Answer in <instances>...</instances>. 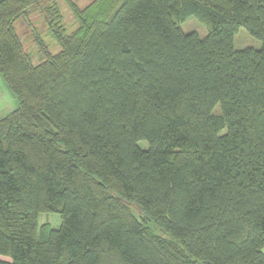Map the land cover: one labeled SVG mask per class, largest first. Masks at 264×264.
Here are the masks:
<instances>
[{
  "label": "trees",
  "instance_id": "1",
  "mask_svg": "<svg viewBox=\"0 0 264 264\" xmlns=\"http://www.w3.org/2000/svg\"><path fill=\"white\" fill-rule=\"evenodd\" d=\"M43 1L0 0V264H264V0L45 9L34 63L15 22Z\"/></svg>",
  "mask_w": 264,
  "mask_h": 264
},
{
  "label": "rangeland",
  "instance_id": "2",
  "mask_svg": "<svg viewBox=\"0 0 264 264\" xmlns=\"http://www.w3.org/2000/svg\"><path fill=\"white\" fill-rule=\"evenodd\" d=\"M92 0H45L41 3V6L36 7L28 12L25 17L18 19L15 22V30L18 34L24 51L29 54L34 63H38L42 59V53L39 51V45L37 40H40L43 47L51 54H55L60 49L57 46L54 39L51 37L50 32L47 29V22L44 18V10L54 13L58 11L61 23L68 30L76 28V8L78 11L84 9ZM55 9V10H54ZM182 31L184 32H196L199 36H203L207 30V26L194 17L188 18L186 21L180 24ZM233 46L236 50L244 48L259 49L261 47V41L249 35L244 27H239L234 34ZM41 50V49H40ZM43 50V49H42ZM16 107L15 99L12 93L7 89L4 81L0 79V118L9 114ZM214 112H219V106L214 108ZM141 146H147L146 142H139ZM129 209L140 218L139 210L133 204H129ZM61 219L58 213H40L38 215V224H48L51 228L59 227ZM144 225L155 235L160 234L159 227L153 223H146ZM0 259H8L5 256L0 255Z\"/></svg>",
  "mask_w": 264,
  "mask_h": 264
},
{
  "label": "crops",
  "instance_id": "3",
  "mask_svg": "<svg viewBox=\"0 0 264 264\" xmlns=\"http://www.w3.org/2000/svg\"><path fill=\"white\" fill-rule=\"evenodd\" d=\"M0 79H2V78L0 77ZM2 80H3V79H2ZM14 99H15V98H14ZM15 102H16V101H15ZM15 108H16V107H15ZM15 108H14V109H15ZM14 109H13V110H14ZM13 110H12V111H13ZM12 111H11V112H12ZM7 115H8V114H7ZM5 116H6V115H5ZM5 116H4V117H5ZM2 118H3V117H2ZM2 118H0V119H2ZM262 251H263V254H264V247H263Z\"/></svg>",
  "mask_w": 264,
  "mask_h": 264
}]
</instances>
